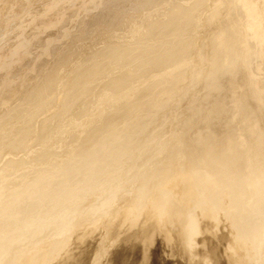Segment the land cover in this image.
<instances>
[{
	"label": "bare ground",
	"instance_id": "bare-ground-1",
	"mask_svg": "<svg viewBox=\"0 0 264 264\" xmlns=\"http://www.w3.org/2000/svg\"><path fill=\"white\" fill-rule=\"evenodd\" d=\"M0 33V264H264V0H0Z\"/></svg>",
	"mask_w": 264,
	"mask_h": 264
},
{
	"label": "rangeland",
	"instance_id": "rangeland-1",
	"mask_svg": "<svg viewBox=\"0 0 264 264\" xmlns=\"http://www.w3.org/2000/svg\"><path fill=\"white\" fill-rule=\"evenodd\" d=\"M10 26H11V25H10ZM13 26H14V25H13ZM13 26H12V28H11V27L8 28L9 31H8V29L4 31V32L7 31V32H6L7 34L4 33V32H2V33H4V35L6 34V35H5L6 39H9V37H10L9 34H12V32H13V30H14V27H13ZM2 33H0V34H2ZM7 35H8L9 37H8ZM2 36H3V35H0V37H2ZM5 37L1 39V40H4V42H5V40H6ZM6 41H7V40H6ZM97 242H98V241H97V239L95 238L94 241H92V242H88V244H86V246H88V248H90L89 252H91L92 249L96 248V247H94L95 244H93V243H97ZM223 244H224V243H223ZM47 251H49V249H44V250H42V251H40V252H45V253H46ZM94 254H96L94 251H93V254L89 253V254L86 256V259H85L86 261H85L83 264H88L89 261H90V260H89L90 257L93 256ZM118 256H119L120 258H119ZM116 257H117V258H116ZM115 258H116V260H115ZM118 258L120 259V261H119L120 264H122V263H123V262L121 261L122 256L119 255V254H116V255H115L114 260H115L116 262H115L114 264H116V263L118 264V260H119ZM169 261H171V258H169ZM45 262H47V261L45 260ZM45 262H43V263H45ZM168 263L170 264V262H168Z\"/></svg>",
	"mask_w": 264,
	"mask_h": 264
}]
</instances>
